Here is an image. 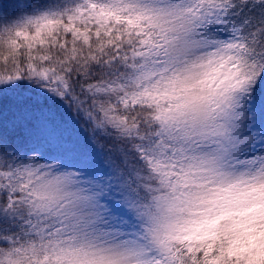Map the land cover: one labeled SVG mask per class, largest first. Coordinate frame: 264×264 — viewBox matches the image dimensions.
I'll return each instance as SVG.
<instances>
[{
  "label": "snow or ice",
  "instance_id": "snow-or-ice-1",
  "mask_svg": "<svg viewBox=\"0 0 264 264\" xmlns=\"http://www.w3.org/2000/svg\"><path fill=\"white\" fill-rule=\"evenodd\" d=\"M0 264H264V0H0Z\"/></svg>",
  "mask_w": 264,
  "mask_h": 264
}]
</instances>
